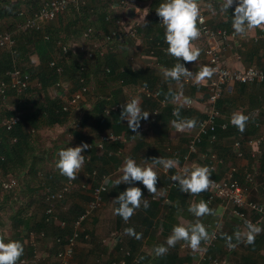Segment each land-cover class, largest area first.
<instances>
[{
  "label": "crops",
  "instance_id": "obj_1",
  "mask_svg": "<svg viewBox=\"0 0 264 264\" xmlns=\"http://www.w3.org/2000/svg\"><path fill=\"white\" fill-rule=\"evenodd\" d=\"M45 1L47 0H0V34L11 31L9 33H12L15 39H21L24 33L18 29V24L22 23L25 17L36 11ZM113 2L114 0H89L85 8H81L78 11L74 10V12L68 9L57 17L56 20L44 26L43 31L37 33H40L42 37L40 39H43V36L47 34L54 39L61 38L59 40L63 42H67V40L81 41V36H78L72 31L68 33L67 28L71 30L75 28L74 30L77 32L78 29L82 27L83 29L91 27L94 35L88 41V44L92 46L102 45L103 38L112 30V25L104 23L102 16H105V13L109 11V6L113 4ZM161 2L162 0H129V6H131L129 16H136L139 12L142 13L141 17H145L147 26H145V23L140 26L136 38H125V40L119 41L117 45H114V64H116V70L114 71H116V74L125 71V69H131V71L139 74V76L134 75L129 77V84H126L124 79L119 80L117 77H114V75L100 76L94 79L92 75L95 74L97 70L94 68V64H89V66H87V73L89 74L87 85L89 87L88 93L91 94L90 97L86 94L84 101L71 111L66 122L54 124L51 128L52 130H57L59 134L70 128L71 134L73 135V141H71L70 144H63L61 142L54 144L51 150V156L55 158V155H57L58 151L62 148L76 147L82 142L93 143L98 140L101 135L112 133L104 127V121L101 117L95 116V113L92 114V110L99 101H103L107 106H111L139 96L142 100V109L150 113L147 120H142L140 122V128L138 129L139 135L129 129L126 120L122 121L120 118L117 120L118 124L124 127V130L120 133L122 140L114 143H119L121 146L115 151L110 150L108 154L109 158H115L114 161L116 164L111 160L105 167H102V163L96 161V170L102 172L99 178L96 170L93 171L96 175H93V172L90 174L85 170V165L88 164L85 163L81 172L78 174V178L81 180L82 178L89 180L86 185L88 187H84V184L75 186L73 192L76 193L74 197H71L70 208L72 204H76L82 209L85 208L89 200L88 198H90L89 194L92 188L100 182L102 176H109L112 180L117 179L119 175L116 174L115 171L119 166L123 165L126 157L131 156L139 163L142 158H173V152H177L180 156H183L186 153V145L191 136L195 133L196 127L191 131L183 133L176 131L170 124L171 120L176 119V117L173 116L174 110L179 109L182 118L194 117L198 122L204 117L201 107L206 99L205 85H191L182 81L183 96L191 98L193 102V106L190 109H186L185 105L182 106L183 98L180 102L172 103L171 97H168L170 88L173 92H178L179 89L175 81L166 80L164 78L161 68H171L177 61L165 51L167 44L164 41V28L160 25L161 21L155 12ZM221 2L222 0H203L201 6L202 13L206 17L207 24L210 27L214 29H224L232 33L231 19L235 8L233 7L221 14L219 11ZM114 4L116 5V3ZM208 4L213 5L216 11L215 15L208 9ZM146 8L149 9L148 13L143 11ZM118 12L119 15L125 16L122 8H120ZM132 12L137 14L133 15ZM21 13L22 15H20ZM79 17H82L83 20H76V18ZM33 34L35 35L36 33ZM158 42L160 43L159 46L156 45ZM196 44L203 49L199 60L185 65L189 71L193 72L198 71L197 65L208 64L204 54V45L201 41H197ZM213 46L222 53V59L228 67L254 66L264 71V32H261L259 29L255 30L253 33H249L248 36L244 38L235 37L225 42L216 41L213 43ZM27 48L32 50V43H28ZM5 51L11 52V49L6 48L0 50V53ZM32 55H35L34 58H32ZM52 58L56 60L60 59V54L55 49L52 53ZM105 58L98 61L100 64H103L104 67H106ZM29 60L30 67L36 68L39 65V59L36 54H31ZM25 65L26 64L21 63L20 69L22 68L24 71ZM18 66L19 65H16L14 68ZM61 80H63V86L67 88L68 91L69 88H73L70 79L63 77ZM119 82H122L124 85H120ZM37 83L40 87L39 78L32 77L31 86H33V84L37 86ZM141 86H147L152 90L159 91L160 98L156 100L146 99L136 94L135 89ZM91 87H93V90ZM50 89L54 93V96L51 98L46 96V103L48 100L53 99L55 101L60 100L61 102L66 100V97L59 95L54 87H49L46 90L48 91ZM46 90L44 92H46ZM166 97H168L167 101ZM8 106L9 110H13L11 102H9ZM217 106L221 115L218 120L217 129L219 131L218 135L216 134L217 139L213 145H209L207 140H205L202 147V150L211 148L224 160V165L220 166L218 169L215 179H225L228 174L231 173V170H233L234 176L237 175L240 178L244 177L246 174L264 176V167H262L260 161L256 162L248 156L247 151L242 158H237L233 146V139L236 137L242 138V140L245 141L246 139L258 136L261 132L264 133V84L256 82L245 85L238 83L228 84ZM86 108L88 109L87 112H85ZM240 108L245 109V114L253 113V116H255V119L249 122L243 134L230 123L232 113ZM155 111H157L156 114L154 113ZM100 119H102V125L99 121ZM73 121H80L82 123L80 131L73 129L71 124ZM224 124L226 125L225 130L220 127ZM46 129L51 131L49 127ZM39 130H41L40 127L33 131V133ZM134 135H136L135 138H133ZM31 143L34 146V141H31ZM244 148L246 149V147ZM91 153L92 152L89 150L83 153L86 156V161L89 160ZM92 154L98 153L94 152ZM57 159L58 156H56L54 160V168ZM39 160L43 162L41 157ZM38 166L39 164L37 168ZM176 169L177 168H174L165 172L162 166H157L159 174L158 189L163 188L166 190L168 179L175 174ZM54 170V172L52 171L53 176L60 178L61 175L58 170L56 168ZM27 171L28 170H25L27 176H29L31 171ZM48 176V173L44 174V181L41 182L43 186H46L45 184ZM258 178L261 177L257 176V179ZM132 186L142 189L144 197L150 202V207L145 210L143 206H141L130 221L125 223L122 218L113 215V210L115 207H118V205H114L112 201L117 198L121 192L125 191L129 185L121 184L117 187L109 183L105 196L102 199L101 208L94 213L92 218L84 222L81 227V236L85 235L86 240L80 241L78 239L75 242L74 254L68 261V264H110L112 262H124L125 258L129 255L128 245L131 241L136 244V250L132 254L134 258L138 259L141 264H153L155 259L161 257L154 254V247L156 245L165 244L168 236L171 234L173 226L176 225L181 218L185 221H192L195 219L187 211L189 204L193 201L198 202L200 199H207L206 192L198 196H190L184 193L166 191V195H157L156 200H151L152 195L148 193L142 183L136 182ZM251 198L264 204V193H261L258 189L251 192ZM165 200L171 203H165ZM44 203L46 202L44 201ZM209 206L213 209L219 208V214L217 216L204 217L203 223L206 226H215L217 224L221 226L216 248L212 251H207L206 257L209 262L203 263L204 261H201L200 254L193 253L189 249H184L181 247V244L178 243L174 248L168 251V253H172L178 258L179 262H176V264H214L213 261L215 259L217 260L216 264H259V258L264 260V232L256 237L253 245H246L244 242H241L236 249L230 250L225 246V240L221 239V235L224 233L232 235L236 230L243 231L244 222L228 214L219 201H211ZM32 208L34 209V207ZM24 219H26V217H24ZM253 220H257V217H254ZM27 222V228L25 229L22 226H18L15 222V230L20 229V227L22 230L21 239L18 238L16 240L24 242L26 239V242H29L27 238L30 236L31 241L29 244L31 246H36V240L41 242L44 241L46 237L43 236L41 238L40 235L34 234L36 233L34 232L35 230H33L36 224L34 219H27ZM91 222L92 224H90ZM59 223V221H55L54 224L58 227V225H60ZM259 226L264 228V219L261 220ZM128 227H134L138 233L142 232L143 238L136 240L133 237L125 235L124 229ZM51 232L53 234L54 230ZM47 241L49 246L52 245L53 241L51 239H47ZM233 243H236L235 239H233ZM44 249H46L45 245ZM56 252L57 254L59 253L58 251ZM54 264H59L56 258L54 259ZM130 264L133 263L130 262Z\"/></svg>",
  "mask_w": 264,
  "mask_h": 264
},
{
  "label": "clouds",
  "instance_id": "obj_2",
  "mask_svg": "<svg viewBox=\"0 0 264 264\" xmlns=\"http://www.w3.org/2000/svg\"><path fill=\"white\" fill-rule=\"evenodd\" d=\"M202 4L203 0H162L155 11L161 21L160 25L164 28V41L167 44L165 51L177 61L171 68H161L164 78L166 80L175 81L179 89L178 92H173L170 88L168 97H171L172 103L180 102L183 98L182 106L192 103L191 98L183 96L182 81L191 80L194 85H206L219 71L218 66L212 67L210 64L197 65L198 71L195 72L189 71L185 66L187 63L197 62L203 52V49L196 44L203 34V30L200 26L205 23V18L202 15ZM234 5L235 10L232 13L231 19L233 31L231 36H226L227 39L231 40L235 37L244 38L257 29L264 32V0H222L219 11L223 14L229 9H232ZM114 7L118 6L114 5ZM207 7L212 11L213 15L216 14L212 4H208ZM143 11L148 13L149 9L146 8ZM125 15L129 16L127 13ZM138 20H143L145 26H147L145 17H140ZM11 52L15 54L16 49H11ZM213 63H215V61H213ZM62 78L63 76H60L58 81L64 85L63 80H61ZM120 85L124 84L121 83ZM54 88L61 96H63V91H66V95H64L66 100L61 102L62 111V107L66 104V101H68L69 96L76 90L69 94L67 88L64 86L63 88L65 89L56 86ZM10 94L14 95L13 93ZM168 97H166V101ZM125 102L127 101L117 103H124L122 105V112L120 111V119L122 121L126 120L129 129L139 135L138 129L140 128V122L142 120H147L150 113L142 109V100L139 96L131 98L127 103ZM77 106L71 107L68 112L71 113ZM14 111L15 109L12 112ZM18 112L21 113L22 117V111L18 110ZM173 116L176 117V119L171 120L170 124L178 132L183 133L191 131L197 126L198 121L196 118H182L179 109L173 111ZM254 119L255 116H253V113L245 114V109L240 108L232 113L230 123L243 134L249 122ZM79 123L80 129L78 130L80 131L81 122L79 121ZM74 124L72 125L73 129ZM33 131L35 130H32V132ZM135 136L136 135H134L133 138H135ZM89 144L92 143L82 142L79 146L62 148L58 151V159L56 160L55 168L61 176L66 177L69 181H74L78 178V174L86 163V156L83 153L91 147ZM179 165V159L152 157L150 159L142 158L138 163L136 159L129 156L124 159L123 165L118 169L121 175L115 180H112L109 176H105L101 188L98 189V191H106L105 185L109 183L117 187L121 184L129 185L125 191L121 192L118 197L112 201L114 205H118V207L114 208L113 215L119 216L125 223H128L141 206H143L145 210L150 207V202L144 197L142 189L132 185L136 182L142 183L148 193L152 195L153 199L157 198V195H166L165 189L157 188L159 181L157 166H162L165 172H167L171 169L178 168ZM214 171L215 168L212 166L194 163L190 169L185 166L181 170V173L172 175L171 180L174 184L178 185L181 192L190 196H198L217 187L216 181L212 179ZM165 203L171 202L165 200ZM210 203L211 201L207 199H200L198 202L193 201L190 203L187 211L195 219L192 221H185L181 218L180 221L173 226L171 234L168 236L165 244L156 245L154 247V254L158 257L163 256L168 253L169 249L174 248L178 243L181 244V247L190 248L193 253L206 252L207 248L203 247V245L215 240L216 233L214 231H209V227L203 223V218L206 216H217L219 214V208H211L209 206ZM261 210H264V206H261ZM262 232H264V228L260 227L258 223L245 220L243 231L236 230L232 235L224 233L221 235V239L225 240V246L228 249L234 250L241 242L247 245H253L256 237ZM124 234L136 240L143 238V233H138L134 227L125 228ZM233 239H235L236 243H233ZM25 243L26 241L22 242L10 238L7 229L0 228V264H24L21 258L25 253Z\"/></svg>",
  "mask_w": 264,
  "mask_h": 264
},
{
  "label": "built area",
  "instance_id": "obj_3",
  "mask_svg": "<svg viewBox=\"0 0 264 264\" xmlns=\"http://www.w3.org/2000/svg\"><path fill=\"white\" fill-rule=\"evenodd\" d=\"M89 0H47L41 4V6L32 14L25 17L22 23L18 24V29L24 33H37L41 32L44 29V26H47L50 22L54 21L66 12L68 9H74L78 11L87 5ZM114 3L118 7H114ZM131 6H129V0H114L113 4L109 6L110 15L113 14V23L114 27L109 34H107L103 38L102 45L92 46L88 44V41L91 39L92 29L88 28L81 35V41L78 40H70L63 43L61 40H57L55 42V50L61 55H65L69 50L73 53L79 52L85 54L88 62L91 63L98 58H105L108 54L115 53L114 41H122L125 38H136L138 36V29L144 23L143 20H138L142 16V13H133L137 14L136 16H122L119 15L118 10L122 8L124 13L129 14L131 12ZM235 8V5L233 6ZM22 15V13L20 14ZM204 16V14L202 13ZM205 23L200 27L203 30V34L199 41L204 45V54L207 58L208 64L212 67H219V71L216 75L213 76L211 81H208L205 85L206 91V99L203 103L201 109L204 115L203 119H201L196 126L195 133L189 139L186 145V154L182 157L177 153L173 152V159L183 158L182 164L180 163L179 167L176 169L175 174L181 173V170L187 166L189 169L192 167L194 163L200 165H209L215 168V171L212 175H217L218 169L220 166L224 165V160L220 158L216 152H214L211 148L207 149L204 152L199 153V146L204 138H207L209 145H213L216 141V131L218 127V120L220 119V111L218 109V102L223 97L224 92L228 84L238 83V84H249V83H263L264 84V71L258 69L254 66L247 67H228L225 65L222 59V53L213 46V43L216 41L225 42L228 40L226 36H231L232 33L227 32L224 29H214L207 24L206 17ZM106 21L111 23L112 18L110 16L106 17ZM44 40H49V35L43 36ZM157 46L160 45L158 42ZM16 47V39L12 33L4 32L0 34V50L10 48L13 49ZM215 61V63H213ZM50 68H54V71L57 75L62 76L63 67L57 66L56 59H53L49 63ZM82 71L86 68L81 67ZM105 72L107 74L111 73V69L106 68ZM8 80L0 79V100L2 103L8 99V95L13 92V94L18 97V104H21V97L25 94V92L30 88L31 85V76L28 73L23 72V70L19 68H14L12 71H9L5 75ZM80 82L82 86L73 92L66 104L62 107L63 112H68L71 107H76L79 103L84 101L85 95L89 92V87L83 78H80ZM188 84L194 85L191 80L185 81ZM122 82H120L121 84ZM56 87L63 88V84L58 81L55 84ZM65 89V88H63ZM136 94L143 96L146 99H159L160 93L159 91H155L150 89L147 86H141L136 89ZM66 95V91H63V96ZM128 102V101H127ZM125 102V103H127ZM165 103V102H163ZM124 104V103H123ZM123 104H115L105 108L104 113L109 115L111 111L120 112L122 111ZM186 109H190L193 106V102L191 104H184ZM155 114L157 111L154 112ZM21 113L15 112L11 117L4 119L0 123V129L5 131H10L15 125L20 122ZM203 125V126H202ZM222 129H226V125L220 126ZM74 129H80V123L77 122L74 124ZM122 138L119 135H115L113 133L103 134L99 137V139L89 144L91 147L89 150H103L106 144H110L116 141H121ZM258 142V143H254ZM236 157L242 158L243 152L241 151L242 144L240 142L235 141L233 144ZM244 146L250 150L249 156L255 161L258 160V153L264 154V133H259L258 136L247 139L244 142ZM192 155H197L199 157V161H193L192 164H187L188 160ZM119 166L116 169V174L119 176L121 173L118 171ZM165 171V170H164ZM93 175H96L93 172ZM174 175V174H173ZM101 177L100 182H98L97 186L92 188L90 193V201L87 203L84 213L81 214L73 223L72 233L67 238L66 245L62 248V250L57 254L56 259L59 261V264H68V261L72 258L75 242L79 239L80 236V228L82 223L88 219L89 215L93 210H99L102 206V198L101 195L104 193V190H99L102 185L103 178ZM217 187L208 191V201H219L222 204L223 209L230 214L232 217L238 219L239 221L250 220L253 223H260L262 219H264V210H261V206H264L258 200H254L251 198V192L256 191L257 189L261 190V193H264V183L259 184L255 180L254 174H246L245 184H241L240 181L233 177V170L225 179L217 180ZM70 182L66 184L65 187L59 188L55 192L49 193V189H46L47 195L45 197V202L47 204V209L45 210L46 214H51L52 208L54 206L55 201L61 200L64 195L68 192L70 187ZM17 185L15 178L9 177L7 180L3 178V172L0 170V187L3 190H11ZM84 187H87L84 185ZM108 185H105L107 189ZM178 185L174 184L171 180V176L168 179V184L166 185V191L170 192L171 190L177 188ZM107 191V190H106ZM185 194V193H184ZM151 200H156L151 198ZM255 206V207H253ZM254 217H257V220H253ZM60 226L63 227V223H60ZM210 232L216 233V239L211 242L204 244L203 247L208 249L213 248L215 244H217L221 226L219 224L215 226H208ZM41 238L44 236L43 233L40 234ZM59 242V240H57ZM246 244V243H245ZM184 249H189L187 247H182ZM206 251V252H207ZM206 252L198 253L201 255V261H205ZM24 264H39L36 259L24 260L22 259ZM138 263V261H135ZM214 264L217 263L215 259L213 261ZM110 264H124V262H112Z\"/></svg>",
  "mask_w": 264,
  "mask_h": 264
},
{
  "label": "trees",
  "instance_id": "obj_4",
  "mask_svg": "<svg viewBox=\"0 0 264 264\" xmlns=\"http://www.w3.org/2000/svg\"><path fill=\"white\" fill-rule=\"evenodd\" d=\"M85 8V6L83 7ZM73 10L74 9H70ZM83 10V9H82ZM76 11V10H75ZM76 13V12H75ZM101 15V14H99ZM110 16L112 18L111 23H109L108 21H106V17ZM83 20L82 17L76 18V20L80 21ZM103 22L104 23H108L111 24L112 27H114V23H113V14L110 15V12L108 11L107 13H105V16H102ZM91 28V27H88ZM88 28H84L83 27L81 29H78L77 32H75V28H73L72 30L70 28H67V32L69 33L70 31L74 32L75 34H77L78 36H81L82 33H84V31H86ZM11 32V31H9ZM93 30H92V35L91 37H93ZM23 36L29 38V39H25ZM23 36L21 37V39H17V46L14 48L16 49L15 54H13L12 52H1L0 53V79L3 80H8L7 77L5 76L7 72L12 71L14 66L19 65L21 63L26 64L24 67V72L29 73L30 75L32 74L33 78L34 77H38L40 80V87L42 91H45L47 88L49 87H55V84L58 82L60 76L57 75L54 71V68H50L49 67V63L51 60H53L52 58V53L54 52L55 49V42L57 41V39H61V38H53L49 35V40H44V39H40L42 38L40 33H36L35 35L32 34H23ZM96 37V36H95ZM66 40V39H65ZM62 41V40H61ZM68 41V40H67ZM63 42V41H62ZM28 43H32V50L27 48V44ZM65 43V41L63 42ZM117 43H119L118 40L114 41V45ZM31 54H36L38 56L39 59V65L36 68H32L30 67V60L29 57ZM114 54H108L105 58V63H106V67L103 66V64H100L98 61L101 60V58L96 57V60L89 63L87 58L85 57V54L83 53H73L70 50L65 54V55H61L60 54V59L56 60V64L57 66H61L63 67V73L62 76L64 78L70 79L72 81V86L73 88H69V94H71L73 91L79 89L82 86V83L80 82V78H83L85 80V82H87L88 76L89 74L87 73V66H89V64L93 65L94 64V68H96L97 72H95V74H93L92 76H94V79L99 78L100 76H113L117 77L119 80L124 79L126 84L130 83V80H128L129 77H132L134 75H138L136 74L134 71H131V69H125V71L121 72V73H117L116 74V64L115 63V57ZM69 60V61H68ZM85 67L86 69L84 71H82L80 68L81 67ZM109 68L112 69L110 74H107L105 72V69ZM116 74V75H115ZM59 76V77H58ZM124 82V81H123ZM13 93V92H12ZM88 94V93H87ZM18 106H23V103L21 102V104H19ZM61 106L62 103L60 100H48V102L46 103L45 101L40 103V102H35L33 103V105H26L25 107V111L22 114V117L20 118V122L15 125L10 131H5L0 129V170L3 172V178L8 177L11 174H15V173H25V170H28L29 176L31 175L32 171H34V167L36 162H34L35 158L37 157H33V153L35 150V147L32 145L31 141H32V135L30 134V132L32 130H37L39 127H53L54 124H60V123H64L67 121V117L70 114V112L68 113H63L61 111ZM107 107L106 104H104L103 101H99L95 108L92 110V114L95 113V116H99L103 119L104 121V127L107 130H110V132H112L115 135H119L122 130H124L122 126H120L118 124V119L120 118L121 113H117L114 111L110 112V118L111 120L106 121L104 120L105 118V113H104V109ZM87 108L85 109V112H87ZM14 114V112L10 111V112H6L2 102L0 100V123L4 120L7 119L9 117H11ZM84 117V116H83ZM98 118V117H95ZM102 119H100V123L102 125ZM115 122V123H114ZM82 124V123H81ZM218 129L216 131V134L218 135ZM228 132V130H227ZM232 134V133H229ZM254 138V137H253ZM251 139V138H249ZM207 140V138H204L201 146H199V153L206 151V149L202 150L203 147V143L204 141ZM240 142L242 144V149L241 151L243 152V155H245V152H248V156L250 153L249 149H245L244 147V142L247 140H242V138H234L233 141H237ZM96 142V141H94ZM93 142V143H94ZM208 142V141H207ZM233 142V143H234ZM119 143H110V144H106L103 148V150H89L92 153L97 152L98 154H92L90 155V158L88 161H86V163H88L87 165H85V170H87L90 174L96 170V166H95V162L96 161H100L102 163V167H105V165H107L111 160L116 164V162L114 161L115 158H109L108 154L110 150L115 151L116 149H118L121 145ZM186 154V153H185ZM184 154V155H185ZM182 157V156H181ZM179 158L180 163L182 164L183 162V158ZM40 159V158H39ZM40 161V160H39ZM117 161V160H116ZM193 161H199V157L197 155H192L191 158L188 160L187 164H192ZM261 162L262 167H264V154L262 153H258V160L256 162ZM118 164V162H117ZM55 169V168H54ZM27 171V172H28ZM97 174L100 178L102 172L99 170H96ZM13 177V175H11ZM27 176V177H29ZM261 177V178H258ZM233 177L235 179H237L238 181L241 182V184H245V179L244 177H238L237 175H233ZM57 177L53 176L50 174L47 177V181H46V186H48L49 188H44V194L45 197L47 195L46 189H49V193L55 192L58 189H55L53 186V182L56 181ZM59 178V177H58ZM57 178V179H58ZM212 178H215V175H212ZM218 180V179H217ZM255 180L258 181L259 184L264 183V176H260V175H256L255 176ZM70 184V187L68 189V192L64 195V197L59 200V201H55L54 205H57L60 203V205L65 204L67 198L71 199V197H74L76 192H73V190L75 189V184L77 183L76 180L74 181H67L65 184H63L60 188L65 187L66 184L68 183ZM43 186V185H42ZM97 186V184H96ZM94 185V187H96ZM44 187V186H43ZM41 188V185H40ZM31 190V189H30ZM10 191H14V189L11 190H5V192H10ZM259 191L261 192V190L259 189ZM37 191H34V193L36 194ZM170 192H178V193H183L179 190V187L171 190ZM105 193H102L101 198L103 199L105 196ZM209 193L208 191L206 192ZM187 195V194H186ZM90 197V194H89ZM89 200L87 202H89L91 199L88 198ZM156 205V203H155ZM45 210L47 209V204L45 203ZM86 207V206H85ZM85 208H80L78 207V205L76 204H72L71 208H69L68 210V217L65 219L64 221H59L60 223H63V227H61L60 225H58L57 228H54V240L53 244L56 246L57 251L59 252L60 250H62V248L66 245L67 243V238L71 235L72 233V228H73V223L74 221L77 219V217H79L81 214L84 213ZM98 211V210H93L91 211L92 213L89 215L88 219L92 218V216L94 215V213ZM21 213L22 211H18V213ZM88 219H86L84 222H86ZM55 221H58L57 218L54 215V207L52 208V212L51 214H46L45 211L43 212L42 216L39 217L38 220L35 221V226L33 227V230H35L34 234H38L40 235L41 232L43 233V235L46 237L45 232L48 226L53 225V223H55ZM15 222L17 223L18 226H22L24 229L27 228V219H24V217H19L18 214V218L15 220ZM71 222V223H70ZM84 222L82 223V225L84 224ZM69 223V224H68ZM81 225V227H82ZM46 227V228H45ZM81 231V229H80ZM81 233V232H80ZM81 237V234L79 236V239ZM57 240H59V242H57ZM247 245V244H246ZM129 248V255L125 258V264H141L140 261L136 258H134L133 252H135L136 250V244L135 242L131 241L128 245ZM214 248H216V244L213 248L208 249L209 250H213ZM207 254V252H206ZM207 256V255H206ZM138 261V263H136L135 261ZM176 262L178 263L179 260L177 257H175L172 253H168L167 255H163L158 259L154 260L153 264H176ZM205 262H209L207 257H205ZM119 263V262H118Z\"/></svg>",
  "mask_w": 264,
  "mask_h": 264
},
{
  "label": "rangeland",
  "instance_id": "obj_5",
  "mask_svg": "<svg viewBox=\"0 0 264 264\" xmlns=\"http://www.w3.org/2000/svg\"><path fill=\"white\" fill-rule=\"evenodd\" d=\"M4 33V32H3ZM21 35V34H20ZM23 36V35H22ZM25 39L27 37L23 36ZM17 40V38H16ZM35 55H32V58H34ZM69 61V60H68ZM21 66H18L17 68H20ZM22 70V68H21ZM32 76V74H31ZM33 77V76H32ZM94 86V85H93ZM25 95L21 98V102L23 103V106H18V97L15 95L9 94L8 99L5 101V103H2L4 109L6 112L13 111L17 112L18 110L22 111V113L26 110L24 106L26 105H33L35 102H44L45 97H53L54 93L50 90H46V92L42 91L39 87L38 83L37 86L33 84L31 86ZM93 90V87H91ZM90 93H88V96L90 97ZM9 102L13 105V110H9ZM18 109V110H16ZM104 120L109 121L111 120L110 116L105 114ZM75 122L73 121L71 124L73 125ZM41 128V130L32 132V141H34V153L33 157L35 158L34 162L35 168L34 171H32L30 177H27V173H15L11 174L13 177H15L17 185L12 188L14 191L5 192L0 187V228L7 229L9 232L10 238L12 239H18L22 235L21 227L18 230H15L16 224L15 220L19 217H26V219H34V221L38 220L40 216H42L43 212L45 211V194L44 188H49L48 186H42L41 182L44 181V174L48 173L49 175H52V171L54 170V160L56 159L51 156V150L54 147V144L57 142H61L63 144H70L71 141H73V135L71 134V129L66 130L64 132L58 133L57 130L49 131L48 129ZM56 128V127H55ZM54 128V129H55ZM60 135V136H59ZM97 141V140H96ZM42 158L43 162L39 161V158ZM39 164L38 168L37 165ZM55 171V170H54ZM53 171V172H54ZM9 175L8 177L4 178V180H7L9 177H12ZM12 177V178H13ZM68 181V179L64 176H61L60 178H56V181H54L52 184L55 189L60 188L63 184H65ZM89 180H86L85 178L76 179L75 185L84 184L87 185ZM41 185V188H40ZM81 186V185H80ZM31 189V190H30ZM34 191H37L36 194ZM71 199L67 198L66 203L60 205H54V215L57 218L58 221H64L68 217V210L70 208ZM28 205V206H27ZM34 207V209L32 208ZM18 211H22L21 213ZM71 223V222H70ZM60 224V223H59ZM69 224V223H68ZM92 224V222L90 223ZM57 226L53 223V225L48 226L45 232L46 238L44 241H37L35 243L36 246H31L29 243L31 241L30 236L27 238L29 242L25 243V253L24 256L21 259L24 260H31L36 259L39 264H54V259L57 256V248L55 245H48L47 239L54 240V236L52 234V230L56 228ZM19 228V227H17ZM81 229V228H80ZM21 239V238H20ZM80 241L86 240L85 235L81 236ZM26 241V239H25ZM44 245L46 249H44ZM235 253V252H234ZM74 254V253H73ZM259 264H264L263 259H258Z\"/></svg>",
  "mask_w": 264,
  "mask_h": 264
}]
</instances>
